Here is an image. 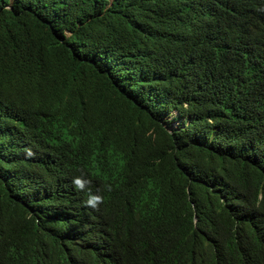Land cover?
I'll list each match as a JSON object with an SVG mask.
<instances>
[{
	"label": "trees",
	"instance_id": "obj_1",
	"mask_svg": "<svg viewBox=\"0 0 264 264\" xmlns=\"http://www.w3.org/2000/svg\"><path fill=\"white\" fill-rule=\"evenodd\" d=\"M256 9L0 0V264H264Z\"/></svg>",
	"mask_w": 264,
	"mask_h": 264
},
{
	"label": "clouds",
	"instance_id": "obj_2",
	"mask_svg": "<svg viewBox=\"0 0 264 264\" xmlns=\"http://www.w3.org/2000/svg\"><path fill=\"white\" fill-rule=\"evenodd\" d=\"M256 14L260 17H255L257 24L255 27H251V32L258 39V37H264V11L257 0H253ZM240 19L242 22H248L250 20V11L253 9L250 4H240ZM262 16V17H261ZM82 215L86 230L91 233L92 231L101 230L108 226L110 219L104 213V205L100 206L98 201H89L83 205ZM80 215V214H79Z\"/></svg>",
	"mask_w": 264,
	"mask_h": 264
},
{
	"label": "bare ground",
	"instance_id": "obj_3",
	"mask_svg": "<svg viewBox=\"0 0 264 264\" xmlns=\"http://www.w3.org/2000/svg\"><path fill=\"white\" fill-rule=\"evenodd\" d=\"M102 244H103V243H102ZM104 244H106V243H104ZM104 244H103V245H104ZM101 246H102V245H101ZM106 253H107V252H106ZM108 253H109V252H108Z\"/></svg>",
	"mask_w": 264,
	"mask_h": 264
}]
</instances>
